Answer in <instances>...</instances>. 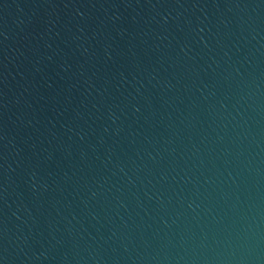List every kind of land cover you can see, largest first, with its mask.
Here are the masks:
<instances>
[{
  "label": "water",
  "instance_id": "obj_1",
  "mask_svg": "<svg viewBox=\"0 0 264 264\" xmlns=\"http://www.w3.org/2000/svg\"><path fill=\"white\" fill-rule=\"evenodd\" d=\"M0 264H264V0H0Z\"/></svg>",
  "mask_w": 264,
  "mask_h": 264
}]
</instances>
